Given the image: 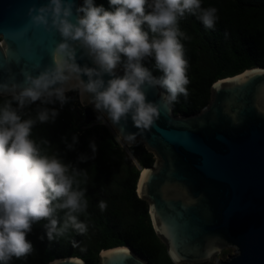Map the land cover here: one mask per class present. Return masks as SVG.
I'll return each mask as SVG.
<instances>
[{
    "label": "clouds",
    "instance_id": "1",
    "mask_svg": "<svg viewBox=\"0 0 264 264\" xmlns=\"http://www.w3.org/2000/svg\"><path fill=\"white\" fill-rule=\"evenodd\" d=\"M108 2L109 9L95 0H82L79 6L75 0H47L28 9L33 26L58 34L60 40L51 51L52 63L38 75L28 73L22 82L0 83V96L8 97L0 104V264L33 252L27 237L41 221H46L49 242L69 230L80 235L88 231L80 219L89 206L80 187V177L86 179L87 173L66 163L58 152L49 154L47 139L33 138L37 124L54 123L59 116V110L48 105L63 107L66 93L77 91L113 125L123 128L131 119L137 129H150L160 110L147 99L148 89H164L161 99L167 104L187 96L188 61L181 41L188 37L178 26L179 19L197 16L208 29L217 21V8H203L201 0ZM147 59L154 60L160 77L145 67ZM32 105H37L35 115L24 118ZM126 139L134 141L135 134ZM64 142L73 151L78 138ZM89 148L95 158L94 141ZM78 160L86 162L88 157L81 154ZM98 207L103 212L107 204L101 200ZM52 264L84 261L69 257Z\"/></svg>",
    "mask_w": 264,
    "mask_h": 264
},
{
    "label": "water",
    "instance_id": "2",
    "mask_svg": "<svg viewBox=\"0 0 264 264\" xmlns=\"http://www.w3.org/2000/svg\"><path fill=\"white\" fill-rule=\"evenodd\" d=\"M46 2L0 0V83L22 82L24 74L38 75L52 63L59 35L33 26L27 16ZM164 94L148 89L147 99L160 110L150 129H137L131 119L121 128L103 116L125 147L133 143L127 134H135L153 154L151 166H138L135 193L147 203L168 257L204 262L231 246L234 252L216 264H264V67L215 80L208 102L194 114L174 115ZM78 101L87 105V95L78 93ZM91 119L85 110L83 122ZM97 264L148 263L130 247L115 246L100 250Z\"/></svg>",
    "mask_w": 264,
    "mask_h": 264
},
{
    "label": "trees",
    "instance_id": "3",
    "mask_svg": "<svg viewBox=\"0 0 264 264\" xmlns=\"http://www.w3.org/2000/svg\"><path fill=\"white\" fill-rule=\"evenodd\" d=\"M95 3L109 9L108 0H95ZM201 3L203 8H217V21L212 29L193 15L186 14L178 21L180 30L188 37L181 43L188 61L189 84L187 96L180 95L170 104L174 115L198 112L208 102L210 86L215 80L250 67H264V0H201ZM144 65L154 76L162 75L156 70L154 60L147 59ZM67 97L68 102L61 108L58 103L48 105L58 109L59 116L54 123L37 124L33 138L47 139L49 154L58 152L66 163L87 173L86 179L80 177V187L85 190L89 206L80 219L87 224L88 231L80 235L69 230L49 242L43 227L46 221H41L33 225L27 237L33 244V252L21 259L13 258L10 264H47L66 256L78 257L84 264H97L99 251L115 246L130 247L148 264H214L211 260L171 262L151 226L147 203L135 193L140 168L152 165L153 154L140 141L121 146L106 124L99 121L84 124L77 98ZM6 98L0 96V104ZM36 107L25 109L24 118L34 116ZM73 136L78 138V143L69 151L64 140L71 143ZM92 141L97 146L95 158L89 148ZM81 154L88 157L86 162L78 160ZM101 200L107 204L103 212L98 207Z\"/></svg>",
    "mask_w": 264,
    "mask_h": 264
},
{
    "label": "rangeland",
    "instance_id": "4",
    "mask_svg": "<svg viewBox=\"0 0 264 264\" xmlns=\"http://www.w3.org/2000/svg\"><path fill=\"white\" fill-rule=\"evenodd\" d=\"M66 95H67V96H70V95H71L72 97L77 98V101H76V102L78 103V106H79V107H78V110L80 111L82 117H83L84 111H85V110H88L89 113H90L91 116H92V119H91L90 123L99 121V122H101V123H103V124H106V125L109 127V129H110V131H111V133H112L113 139H114L116 142H118L121 146L125 147L124 142H122V140L119 138V136L116 134V132L111 128V126L108 124V122L106 121V119H105V117L103 116V114L100 113V112L95 111V110H94V106H93L92 104L88 103L87 105H81V104L79 103V101H78V92H77V91H68V92L66 93ZM75 98H73V100H74ZM76 114H77V112H76ZM94 120H96V121H94ZM84 124H85V123H84ZM134 141H135V140H134ZM134 141H133V142H134ZM233 252H234V248H233V247H231V246H222L221 249H220V251H219L218 253H216V254L214 255V257H212L210 260H211L214 264H216V261H217V260L225 259L229 254H232Z\"/></svg>",
    "mask_w": 264,
    "mask_h": 264
},
{
    "label": "bare ground",
    "instance_id": "5",
    "mask_svg": "<svg viewBox=\"0 0 264 264\" xmlns=\"http://www.w3.org/2000/svg\"><path fill=\"white\" fill-rule=\"evenodd\" d=\"M144 171H145V169H143V170L141 171L140 179L142 178Z\"/></svg>",
    "mask_w": 264,
    "mask_h": 264
},
{
    "label": "built area",
    "instance_id": "6",
    "mask_svg": "<svg viewBox=\"0 0 264 264\" xmlns=\"http://www.w3.org/2000/svg\"><path fill=\"white\" fill-rule=\"evenodd\" d=\"M59 104V103H58ZM59 107L61 108L60 104H59Z\"/></svg>",
    "mask_w": 264,
    "mask_h": 264
}]
</instances>
